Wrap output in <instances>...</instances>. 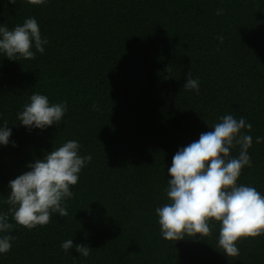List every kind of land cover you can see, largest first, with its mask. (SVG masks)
<instances>
[{
  "label": "trees",
  "instance_id": "obj_1",
  "mask_svg": "<svg viewBox=\"0 0 264 264\" xmlns=\"http://www.w3.org/2000/svg\"><path fill=\"white\" fill-rule=\"evenodd\" d=\"M29 17L48 40L44 53L14 61L0 52V127L12 132L0 145V213L9 181L52 149L76 140L92 159L71 186L67 217L53 213L31 230L10 217L0 264H264V235L241 239L239 256L227 257L218 222L208 237L169 241L156 215L174 154L228 114L252 125L242 130L252 167L237 183L264 195V0H0V26ZM188 72L198 93L183 87ZM34 93L66 102L59 125L19 123ZM68 239L91 254L63 251Z\"/></svg>",
  "mask_w": 264,
  "mask_h": 264
},
{
  "label": "clouds",
  "instance_id": "obj_2",
  "mask_svg": "<svg viewBox=\"0 0 264 264\" xmlns=\"http://www.w3.org/2000/svg\"><path fill=\"white\" fill-rule=\"evenodd\" d=\"M8 2L15 5L17 0ZM27 3L43 5L47 0ZM216 14H223V9ZM218 39L223 43V37ZM47 43L35 17L25 19L12 30L6 24L0 26V52L10 60L35 59L36 52L44 53ZM183 87L198 93L199 81L188 72ZM66 111V102L50 104L46 95L34 93L17 119L29 130H43L59 125ZM211 129L174 154L165 189L168 203L158 207L156 215L161 236L169 241L185 240V236L208 237L212 232L210 225L218 222L217 246L227 257H237L241 239L264 235V195L255 187L237 183L242 170L252 167L248 154L252 136L242 132H250L252 125L243 117L236 119L228 114L220 117ZM11 135L5 122L0 127V145L7 146ZM261 142L264 137H256V143ZM80 147L78 141L69 140L47 152L43 159L29 163L30 170L9 181L11 191L4 202L10 207L0 213V233L13 229L10 217L15 224L31 230L47 225L53 213L62 218L69 215L66 201L74 197L71 186L77 184L81 170L92 159L91 155L81 156ZM236 147L238 157H232L231 150ZM12 239L10 235L0 236V253L10 251ZM73 247L83 257L91 254L89 246L74 245L72 239L61 244L65 252Z\"/></svg>",
  "mask_w": 264,
  "mask_h": 264
}]
</instances>
